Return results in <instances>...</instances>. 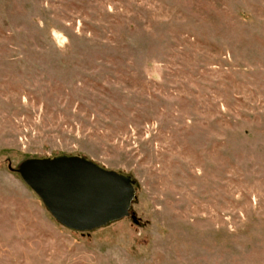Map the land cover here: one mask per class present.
Wrapping results in <instances>:
<instances>
[{
  "label": "rangeland",
  "instance_id": "rangeland-1",
  "mask_svg": "<svg viewBox=\"0 0 264 264\" xmlns=\"http://www.w3.org/2000/svg\"><path fill=\"white\" fill-rule=\"evenodd\" d=\"M61 153L129 215L61 225L16 171ZM0 264H264V0H0Z\"/></svg>",
  "mask_w": 264,
  "mask_h": 264
},
{
  "label": "water",
  "instance_id": "water-1",
  "mask_svg": "<svg viewBox=\"0 0 264 264\" xmlns=\"http://www.w3.org/2000/svg\"><path fill=\"white\" fill-rule=\"evenodd\" d=\"M16 171L66 228L89 231L129 215L134 180L84 155L28 157Z\"/></svg>",
  "mask_w": 264,
  "mask_h": 264
}]
</instances>
